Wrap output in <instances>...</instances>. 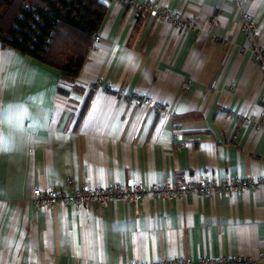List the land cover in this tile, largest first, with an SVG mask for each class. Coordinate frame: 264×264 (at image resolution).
Here are the masks:
<instances>
[{"label":"crops","instance_id":"0c3cea01","mask_svg":"<svg viewBox=\"0 0 264 264\" xmlns=\"http://www.w3.org/2000/svg\"><path fill=\"white\" fill-rule=\"evenodd\" d=\"M136 1L193 27L103 0L72 82L0 45V264H264V187L105 208L31 201L34 189L264 178L261 74L234 1ZM246 1L264 46V0Z\"/></svg>","mask_w":264,"mask_h":264},{"label":"trees","instance_id":"16d2710c","mask_svg":"<svg viewBox=\"0 0 264 264\" xmlns=\"http://www.w3.org/2000/svg\"><path fill=\"white\" fill-rule=\"evenodd\" d=\"M103 0H0V45L75 80L105 15Z\"/></svg>","mask_w":264,"mask_h":264},{"label":"built area","instance_id":"2783aa9c","mask_svg":"<svg viewBox=\"0 0 264 264\" xmlns=\"http://www.w3.org/2000/svg\"><path fill=\"white\" fill-rule=\"evenodd\" d=\"M124 6H128L141 13L142 15H150L156 21L172 22L180 25L181 29L188 31L193 27L192 22L181 24L177 15L169 14L165 11L156 10L148 4H140L136 0H118ZM239 13L240 29L246 37L248 48L252 54L254 61L258 65L262 80V95L264 96V46L258 42L257 29L254 26L251 15L248 13V1L233 0ZM99 37L95 35L93 42H98ZM128 104L133 107L147 106L156 113L165 114L162 106L156 105L147 99H139L136 96L126 98ZM176 140V136L172 137ZM251 187H264V178H246V179H227L218 181L211 177H203L199 179L181 178L177 182H167L162 185H126L113 184L104 188L95 189H73L70 192L55 190L32 191L31 201L36 207L53 206L60 204L62 206H72L76 208H86L89 206H97L105 208L108 204L116 203H134L145 198H151L156 201H166L171 199L183 198L188 194H194L201 197H210L216 193L234 194L238 191H245ZM127 264H149L144 262H130ZM150 264H255L254 260L248 258H197L192 262L183 258H175L172 260L158 261Z\"/></svg>","mask_w":264,"mask_h":264}]
</instances>
